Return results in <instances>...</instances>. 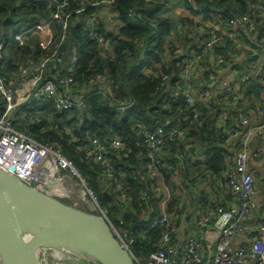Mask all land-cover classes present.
Here are the masks:
<instances>
[{"label": "built area", "instance_id": "obj_1", "mask_svg": "<svg viewBox=\"0 0 264 264\" xmlns=\"http://www.w3.org/2000/svg\"><path fill=\"white\" fill-rule=\"evenodd\" d=\"M111 1L86 0L79 8L72 9L68 0H51L49 19L37 25L15 24L12 31L0 37V102L4 101L0 110V170L11 172L21 182L41 190L50 185L52 174L58 172L59 166L66 167L95 204L86 211L96 210L106 217L115 237L136 264H264V203L259 208L255 201L258 186L249 169L250 160L264 156V120L251 125L249 111L235 114L231 111L232 105L243 100L239 89L260 81L262 99L257 111L264 115V46L253 38L252 42L258 46L254 50L258 51L249 53L250 48L241 39L248 28H257L251 15L264 19V0H250L249 13H238L237 6L227 12L212 3L182 1L187 14L180 17L177 27L179 38L188 41L185 50H179L174 58L183 67L177 75V86L172 87L169 82L159 85L165 90L163 108L172 115L177 110L182 119H168L152 126L135 123V134L141 138L136 141L141 148L137 154L138 172L145 184L138 191V204L146 210L141 209L144 223H136L133 230L132 219L129 227L111 224L71 161L14 126V114L25 113L32 103L41 108L50 103L57 113H72L81 125L88 119L85 111L92 100L106 97L108 75L93 73L80 82L75 80L76 70L81 66L77 45L71 46L66 59L63 54L66 46L59 50L70 32L73 15L88 5L102 4L104 8L78 16L79 22L95 25L102 16L106 24H118L117 15L108 7ZM168 3L173 1L167 0L163 5ZM227 14L231 18L225 17ZM35 33L40 47H48L47 55L35 57L11 50L33 46L29 38ZM88 37L97 43L100 54H113L114 43L95 27L89 30ZM220 47L227 50H219ZM139 55L143 56L141 52ZM153 65L150 61L142 73H147ZM171 77L168 74L162 79ZM231 94L236 97H230ZM107 103L113 107L112 102ZM130 105L117 103L113 108L119 117L125 118ZM205 114L213 116L212 131L220 136L227 153L225 168L217 172L212 169L210 158L203 155L202 142L191 133L206 122ZM85 150L99 164L97 177L115 198L121 215L132 210L131 188L117 175L112 158L128 156L130 147L121 137L109 133L93 136ZM10 166L15 169L9 170ZM159 169L169 172V179L176 186L166 187L173 199L171 209L161 203H150L151 196L159 197L163 193L153 182ZM155 230L160 231L153 249L145 254L137 253L134 250L137 239ZM91 259L92 264H101Z\"/></svg>", "mask_w": 264, "mask_h": 264}, {"label": "trees", "instance_id": "obj_2", "mask_svg": "<svg viewBox=\"0 0 264 264\" xmlns=\"http://www.w3.org/2000/svg\"><path fill=\"white\" fill-rule=\"evenodd\" d=\"M85 1L68 0L72 9L79 8ZM166 1L112 0L108 7L117 15L118 24L109 27L102 16L95 25L82 23L78 20V16L90 15L101 10L104 8L102 4L99 7L88 5L85 10L73 15V20L69 25L70 32L61 44L59 51H62L66 46L63 50L66 59L71 46L77 45L81 66L76 70L75 80L80 82L93 73L105 72L108 75V81L105 83L106 97L92 100L90 108L85 111L88 119L83 124L79 125L70 112H55L50 103L42 108L38 107L36 103H32L27 107L25 113L14 114L13 124L18 130L58 150L71 161L115 227H129L131 219L133 221V225L130 226L132 230L136 227V223H144L141 218L146 207L139 206L140 201L137 196L138 191L145 187L138 172L140 159L137 154L141 148L136 145V141H140L141 138L135 134V123L152 126L168 119L173 121L182 119L177 110L175 115H172L163 108L162 96L165 90L163 85L159 86L161 82H169L172 87L177 86V75L183 66L174 56L179 50L184 49V45L188 41L185 37L176 40L167 37L170 33V18L157 15V11ZM192 1L199 5L212 3L227 12L235 6L238 7V13H249L250 11V0ZM50 2L51 0H0V37L12 31L15 24L29 23L32 20L39 23L49 19L52 11ZM225 17L231 18V15L227 14ZM251 17L255 19L257 28L251 30L248 28V32L241 38L245 46L250 48L249 53L258 51L254 50L258 46L252 42L253 38L264 46V19L254 15ZM187 20L191 19L187 18ZM93 27L114 43L113 54L102 55L98 52L97 43L88 37V32ZM32 45L11 50H21L23 55L31 54L35 57L49 53L48 47H40L36 40ZM219 50H227V48L220 47ZM140 52L143 56L139 55ZM231 53L236 56L232 49ZM150 61H153L154 65L149 68L147 73H142V68L148 66ZM2 73L6 75L7 72ZM168 74L172 76L170 79H162ZM244 86L238 92L243 100L231 107L233 114L253 109L250 105L251 100L255 98L261 102L263 85L260 81H254ZM230 97H236V94H231ZM108 101L113 103V107L117 103H130V112L125 115V118H121L116 114L114 108L108 105ZM3 106L4 101H1L0 110L3 109ZM181 106L185 107L183 103ZM213 108H215L214 103L211 104V109ZM205 115L206 122L198 125L197 129L191 133L202 142V153L210 158V165L217 172L225 168L227 153L222 147L220 136H215L212 131L213 116ZM109 133L121 137L122 141L131 149L128 156H112L117 175L131 188L130 196H132L133 209L125 211L122 215L115 204V198L107 192L97 177L100 171L99 164L95 163L85 150L93 136L100 137ZM153 182L161 187L163 193L159 197L151 196L150 203L155 205L161 203L171 209L173 199L169 196L166 187L175 188L176 186L170 181L169 172L159 169L155 173ZM159 231H148L138 238L134 244V250L143 254L152 250L159 238Z\"/></svg>", "mask_w": 264, "mask_h": 264}, {"label": "water", "instance_id": "obj_3", "mask_svg": "<svg viewBox=\"0 0 264 264\" xmlns=\"http://www.w3.org/2000/svg\"><path fill=\"white\" fill-rule=\"evenodd\" d=\"M61 239L76 240L81 254L101 264H136L104 215L64 203L0 170L1 263L41 264L37 251L57 247Z\"/></svg>", "mask_w": 264, "mask_h": 264}, {"label": "crops", "instance_id": "obj_4", "mask_svg": "<svg viewBox=\"0 0 264 264\" xmlns=\"http://www.w3.org/2000/svg\"><path fill=\"white\" fill-rule=\"evenodd\" d=\"M173 3H168L167 5H162V7L157 11V15L168 17L170 18V33L168 35V38H171V40H176L179 38L180 33L178 32L177 22L179 21L180 17L182 15H186V9L182 5L183 0H172ZM112 26V25H108ZM184 45V50H185ZM188 50H191V45ZM251 108L250 112V118H251V125H256L259 121L264 120V115L258 113V109L261 105V102H258V98H255L254 100H251ZM253 140V137H249V142ZM249 169L253 173V176L255 177V185L258 186V192L257 196L255 198V201L257 204L262 205L264 203V186L262 184V181L264 180V156L259 157L257 159L250 160L249 163ZM259 211V210H258ZM57 255L48 250H43L42 252L45 254V260L41 262L40 256L38 255V259L41 264H92L93 260L90 257H87L83 254H70L62 252L59 249H56ZM39 254V253H38ZM59 256V257H56Z\"/></svg>", "mask_w": 264, "mask_h": 264}, {"label": "rangeland", "instance_id": "obj_5", "mask_svg": "<svg viewBox=\"0 0 264 264\" xmlns=\"http://www.w3.org/2000/svg\"><path fill=\"white\" fill-rule=\"evenodd\" d=\"M38 22L32 20L31 22H26L21 24L22 26L28 25H37ZM30 44H33L35 40H37V33L33 34L30 38ZM48 173V171H47ZM69 176V177H68ZM50 185L48 187H41V192L56 198L64 203H67L72 206H76L81 210H88L93 207L95 204L92 201L91 196L88 191L84 188L83 185L80 184L78 179L71 175L66 167L59 166V170L56 173L52 174L50 179ZM81 197V198H80ZM96 211V210H93ZM69 245H72V249H66L62 247V252L70 253V254H81V249L78 247V244L75 241H67ZM60 247V246H59ZM76 247V249H74ZM57 247L54 246H44L37 251V255L40 256L41 262L45 260V254L42 252L43 250H48L49 252L57 255ZM39 253V254H38ZM59 257V256H56ZM0 264L1 261H0Z\"/></svg>", "mask_w": 264, "mask_h": 264}, {"label": "bare ground", "instance_id": "obj_6", "mask_svg": "<svg viewBox=\"0 0 264 264\" xmlns=\"http://www.w3.org/2000/svg\"><path fill=\"white\" fill-rule=\"evenodd\" d=\"M69 177V176H68ZM81 198V197H80ZM67 241H69V242H71L72 240H70V239H66V240H64V239H61V240H59L58 242H56L55 243V245L58 247V248H60L61 250H63L62 249V247H64V248H66V249H72V245H69V243H67ZM60 246V247H59ZM68 247V248H67ZM74 249H76V247L74 248ZM83 251H81V253H82ZM91 258V257H90Z\"/></svg>", "mask_w": 264, "mask_h": 264}]
</instances>
